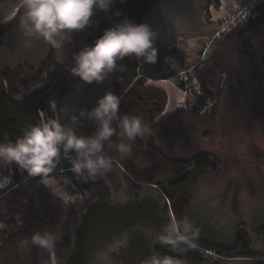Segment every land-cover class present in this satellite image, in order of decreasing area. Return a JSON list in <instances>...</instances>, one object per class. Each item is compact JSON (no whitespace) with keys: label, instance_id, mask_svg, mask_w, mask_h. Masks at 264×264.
Here are the masks:
<instances>
[{"label":"rangeland","instance_id":"374dc122","mask_svg":"<svg viewBox=\"0 0 264 264\" xmlns=\"http://www.w3.org/2000/svg\"><path fill=\"white\" fill-rule=\"evenodd\" d=\"M239 1L154 0L144 11V20L156 32L155 41L176 44L183 50L190 65L188 73H205L214 94L211 103L216 107L208 116H181L165 125L182 131L186 156L210 153L220 161L218 171L196 177L184 207L185 218L192 229H208L203 233L212 242L232 243L236 231H244L255 249L264 253V235L258 231L264 221V25L242 34L235 33L234 26L223 29L221 22L231 17ZM115 2L107 12L94 10L92 20L108 18ZM20 17L0 27V70L19 64L46 68L53 60L58 61L69 73L67 104L84 113L105 91H112L109 76L102 83L85 84L70 74L72 53L77 50L76 32L71 43L57 50L43 39L29 41L19 27ZM173 67L180 78L153 81L168 94L164 114L192 99L178 85L190 76L178 64L173 63ZM186 84L198 88L196 77ZM51 116L45 114L44 118ZM142 123L147 128V122ZM103 175L111 195L87 211L91 219L82 243L87 250L75 252V264H146L153 256L161 258L156 246L165 244L160 236L173 218L165 213L167 200L152 186L133 189L122 168L112 167ZM44 181L57 194L69 198L59 180ZM20 253L18 264H30L28 253ZM207 253L216 259L215 264H255L249 257L224 259ZM0 264L11 262L3 260Z\"/></svg>","mask_w":264,"mask_h":264},{"label":"trees","instance_id":"16d2710c","mask_svg":"<svg viewBox=\"0 0 264 264\" xmlns=\"http://www.w3.org/2000/svg\"><path fill=\"white\" fill-rule=\"evenodd\" d=\"M152 1L116 0L108 18L95 22L91 17L90 24L84 30L76 31L77 50L91 44L105 28L124 19L137 24L145 23L144 11ZM22 13L23 10L13 22ZM239 23L241 26L234 25L235 33L242 34L263 26L264 2L257 4L252 14ZM235 33H232L233 38ZM153 46L157 49L155 63L126 56L117 61L116 69L109 75L112 92L120 98L119 114L145 120L147 131L133 141L125 138L123 142L131 145V151L121 157L115 147L122 142L117 129L111 144H105L104 154L112 155L119 161L113 167L124 170L133 189L146 186L157 188L168 202L165 213H171L173 218L180 221L185 218L184 207L189 201L196 177L201 173L218 171L220 161L210 153L195 152L186 156V148L181 141L182 131L174 127L165 128V125L181 116L206 117L210 111L213 112L216 104L211 103L214 94L207 86L205 73L200 70L194 73L195 76L188 73L190 65H187L183 50L176 44L158 41H154ZM173 63L190 76L180 80L178 85L190 93L192 99L187 105L164 114L168 94L153 81L175 76L180 78ZM43 67L19 64L0 70V141L15 140L50 113L53 115L51 119L59 118L62 122L77 116L80 122L78 133H93L95 124L87 114L81 115L82 112L67 104V68L56 60L52 61L51 66ZM194 77L198 88H188L186 81ZM75 156L74 152L65 154L61 151L55 166L47 175L40 176L30 175L16 165L0 164V181H4L0 188V262L5 260L18 264L22 257L20 251H24L29 255L30 264H75V252L87 250L82 247L84 231L91 219L86 213L95 204L110 198L111 189L104 175L87 179L80 177L73 164ZM3 176L7 178H1ZM45 178L59 180L69 198L57 194L45 183ZM204 230L208 231L204 227L192 229L188 234L190 244H158L156 251L161 258L172 257L176 264H215L216 259L208 251L224 259L249 257L255 264H264V253L255 249L246 232L237 230L235 241L227 243L207 240ZM258 231L264 235V221L260 222ZM35 232L54 234V246L50 250L35 245L24 246L22 241Z\"/></svg>","mask_w":264,"mask_h":264},{"label":"clouds","instance_id":"9594fccd","mask_svg":"<svg viewBox=\"0 0 264 264\" xmlns=\"http://www.w3.org/2000/svg\"><path fill=\"white\" fill-rule=\"evenodd\" d=\"M112 3L113 0H22L19 27L29 41L43 39L53 48L62 50L72 42L74 32L82 31L90 24L94 10L107 12ZM155 39L156 32L149 24L124 19L105 28L91 44L74 51L68 70L85 84L102 83L116 69L117 61L126 56L155 63ZM119 105L120 98L112 91H105L97 98L95 105L86 112L95 124L90 135L78 133L80 122L77 116L64 122L59 118L42 117L15 140L0 141V164L16 165L33 176L47 175L59 160L61 151L65 154L74 152L73 164L80 177L87 179L103 175L119 162L114 156L104 154L105 144H111L117 129L122 142L115 147L121 157L131 151V145L123 142L124 139L133 141L147 131L140 117L119 114ZM192 228L187 218L180 221L172 218L165 225L160 239L172 245L190 244L188 234ZM55 240L56 236L51 232H35L22 244L50 250ZM146 264L176 262L170 256H153Z\"/></svg>","mask_w":264,"mask_h":264},{"label":"built area","instance_id":"2783aa9c","mask_svg":"<svg viewBox=\"0 0 264 264\" xmlns=\"http://www.w3.org/2000/svg\"><path fill=\"white\" fill-rule=\"evenodd\" d=\"M260 2H264V0H240L236 4L231 17L223 21V29L230 28V26H234L235 24H238L242 20L248 18L252 14L255 6ZM3 185V183H0V188H2Z\"/></svg>","mask_w":264,"mask_h":264},{"label":"water","instance_id":"95a60500","mask_svg":"<svg viewBox=\"0 0 264 264\" xmlns=\"http://www.w3.org/2000/svg\"><path fill=\"white\" fill-rule=\"evenodd\" d=\"M23 9L22 0H0V23L10 24Z\"/></svg>","mask_w":264,"mask_h":264},{"label":"flooded vegetation","instance_id":"af4514ba","mask_svg":"<svg viewBox=\"0 0 264 264\" xmlns=\"http://www.w3.org/2000/svg\"><path fill=\"white\" fill-rule=\"evenodd\" d=\"M21 10H23V9H21ZM21 10H19L18 13H19ZM18 13H17V15H18ZM3 25H4V24L0 23V27L3 26Z\"/></svg>","mask_w":264,"mask_h":264}]
</instances>
